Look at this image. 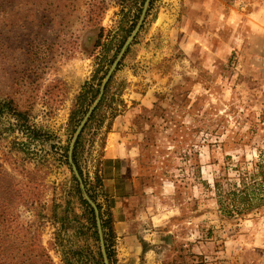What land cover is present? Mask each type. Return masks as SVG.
I'll return each instance as SVG.
<instances>
[{"label":"rangeland","instance_id":"1","mask_svg":"<svg viewBox=\"0 0 264 264\" xmlns=\"http://www.w3.org/2000/svg\"><path fill=\"white\" fill-rule=\"evenodd\" d=\"M145 2L0 0V264H264V0L150 1L96 236Z\"/></svg>","mask_w":264,"mask_h":264},{"label":"trees","instance_id":"2","mask_svg":"<svg viewBox=\"0 0 264 264\" xmlns=\"http://www.w3.org/2000/svg\"><path fill=\"white\" fill-rule=\"evenodd\" d=\"M108 72L109 70L106 71V75L102 78V81L106 78ZM101 86L102 84H99L98 88L96 89V93L92 95V101L89 105V108L92 107L98 100ZM88 110L89 109L85 111L84 116L80 119L78 128L81 125L84 117L87 115ZM5 114H11L16 118V120L18 121L16 125L17 130H20L21 126L23 128L27 126L26 123L29 122L28 113H21L20 111H18L17 108L15 107V102L12 99L9 101L0 102V117ZM26 129L29 130V127H27ZM79 146H80V137L76 141L73 152H72V158H73V161H75V165L77 164L76 162H77ZM2 179H5V177L3 175H0V182L3 181ZM75 181L77 184L78 192L81 195L83 204L90 209V213L92 214V221H93L94 229L97 230L98 227L96 226V217H95L94 211L84 197L85 191L81 189V186L78 180L75 179ZM3 186L4 184L3 185L0 184V187L3 188ZM6 186H8L9 188L8 183H6L5 187ZM215 188L217 191L218 203L222 207L223 206L222 201H221L222 194H221V191L219 190L220 187L219 185L216 184ZM262 193H264V166L259 167L258 178L253 183H251L250 185L243 184L241 188L238 189L239 195L236 196L237 201L235 203L236 212L238 214H241L243 212H250V211H253L254 209H261L262 207H264V197L262 196ZM11 194L15 195L16 193L11 192ZM234 196H235V193H234ZM3 204L4 203H2L1 205ZM101 227L104 228V224ZM6 228H7V225H5L3 222H0V230L6 229ZM95 233H96V236L98 237L99 231H95ZM23 250H26V248H24ZM107 259L109 260V257H107Z\"/></svg>","mask_w":264,"mask_h":264},{"label":"water","instance_id":"3","mask_svg":"<svg viewBox=\"0 0 264 264\" xmlns=\"http://www.w3.org/2000/svg\"><path fill=\"white\" fill-rule=\"evenodd\" d=\"M151 0H146L145 4H144V8H143V12H142V15H141V18H140V21L134 31V33L132 34V36L127 40V42L125 43L123 49L121 50V53L119 55V57L117 58V60L115 61V63L112 65L110 71L108 72L106 78H105V81L103 82L102 86H101V89H100V93H99V98L98 100L96 101V103L93 105V107L91 108V110L88 112L87 116L85 117V119L83 120V122L81 123V125L79 126L78 130L76 131L75 133V136L71 142V145H70V148H69V162L73 168V171L77 177V180L81 186V189L84 190V186H83V183H82V180L80 179L78 173H77V170L76 168L74 167L73 165V162H72V151L74 149V145L84 127V125L86 124L88 118L90 117V115L92 114V112L95 110V108L98 106L103 94H104V90H105V86L109 80V78L111 77L112 73L115 71L116 67H117V64L118 62L120 61V59L122 58L123 54L125 53L127 47L132 43L133 39L135 38V36L137 35L141 25H142V22L144 20V16H145V13H146V10L148 8V5L150 3ZM85 199L87 200V202L91 205L92 209L94 210V213L96 215V220H97V226H98V229H99V234H100V239H101V243H102V247H103V238H102V233H101V226H100V220H99V212H98V209L97 207L95 206V204L85 195L84 196ZM103 249V255H104V260H105V264H108L107 263V258L105 256V253H104V248Z\"/></svg>","mask_w":264,"mask_h":264}]
</instances>
